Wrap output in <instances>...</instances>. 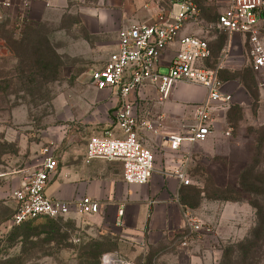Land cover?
<instances>
[{"label": "rangeland", "instance_id": "1", "mask_svg": "<svg viewBox=\"0 0 264 264\" xmlns=\"http://www.w3.org/2000/svg\"><path fill=\"white\" fill-rule=\"evenodd\" d=\"M227 1H201L205 22L215 20ZM97 2L45 0L32 19L6 18L0 25V262L100 264L103 254L113 253L135 264H188L185 256L190 253L202 264H221L223 252L233 246L227 264H264V232L260 240L252 242L245 258L236 247L251 238L256 226V208L250 203L261 209L264 218V197L245 194L239 196L240 202H228L224 197L217 199L215 191L238 187L240 173L251 165L256 173L264 172V134L260 130L264 126L256 124L258 88L245 44L238 53L236 78L250 94L251 106H218L223 120L220 134H211L192 146L184 168L189 193L204 190L206 194L201 193L196 205L185 210L179 232L161 246L130 253L115 234L90 227L86 216L79 214L75 220L57 221L63 235L58 243H42L40 236L30 238L23 248L20 238H9L17 227L10 222L15 209L12 194L37 169L44 149L54 150L59 166L68 157H80L90 136L102 128L88 124L92 116L100 119L98 107L107 101L100 98L89 77L113 51L107 46L109 37L89 33L93 24L88 9ZM209 36L212 56L200 66L204 69H212L224 59L227 35L211 32ZM112 112H108V129L114 126ZM42 222L39 219L35 224ZM192 225L200 228L194 230Z\"/></svg>", "mask_w": 264, "mask_h": 264}, {"label": "crops", "instance_id": "2", "mask_svg": "<svg viewBox=\"0 0 264 264\" xmlns=\"http://www.w3.org/2000/svg\"><path fill=\"white\" fill-rule=\"evenodd\" d=\"M25 2L28 3V9ZM45 4V0H14L7 21L24 17L30 20L36 9L38 7L41 9ZM228 4L229 1L226 2V8ZM176 12L175 0H98L94 7L88 9V18L93 24L89 27V33L98 37H109L111 41L107 46L114 52L117 49L120 30L140 24H164L169 22ZM217 32L219 31L212 33ZM210 33L200 31L194 25H187L181 34H198L207 41L211 49ZM226 35L223 52H227V56L219 60L214 68H220L219 78L223 83V91L231 95L230 105L250 107L252 98L236 78L240 70L237 63L238 53L241 52L243 44L247 45L248 49L249 45L243 35ZM262 39L264 42V34ZM100 45L104 46V43ZM178 49L179 45L175 42L162 53L159 65V71H163L161 73L168 70L169 63ZM255 85L257 86L256 78ZM99 92L100 98L107 101L98 107L100 119L92 116L94 118L88 122L91 126H102L96 134L111 127L108 112L113 110L111 113L113 118L118 106V99L115 96L108 91ZM204 98L205 90L199 85L189 83L174 85L165 101L159 99L152 87H144L139 92L131 94L134 115L152 127V131L140 132L143 146L154 155V171L146 184H125L122 166L118 162L93 160L85 163L83 150L80 157H68L63 164L57 166L46 188V195L66 202H76L84 197L96 201L99 204V211L93 215H85L89 226L112 232L122 246L129 247L130 253L134 249L136 253L141 254L144 249L163 245L184 226V212L189 207L184 205L181 198L188 185H182L175 172L182 165L185 168V162L190 158L193 149V145L184 143L179 151H171L166 137L170 134H180L188 125L193 124L194 107ZM256 103L258 105L256 124L264 126L263 89L258 88ZM212 116L215 125L211 137H216L221 132L222 113L216 107ZM185 177L188 179L186 171ZM78 215L79 213L72 210L67 218L75 220ZM187 254L185 258L188 264H202L200 260L199 263L196 261L195 256Z\"/></svg>", "mask_w": 264, "mask_h": 264}, {"label": "built area", "instance_id": "3", "mask_svg": "<svg viewBox=\"0 0 264 264\" xmlns=\"http://www.w3.org/2000/svg\"><path fill=\"white\" fill-rule=\"evenodd\" d=\"M201 1L175 0L177 12L169 22L133 25L118 32L116 51L108 56L99 69L93 70L89 77L97 91H108L118 99L114 129L90 136L84 149L85 163L93 160L120 163L122 178L127 185H143L150 180L154 171V155L143 146L140 132L152 131V127L134 115V105L130 100L131 94L144 87L154 88L161 101L168 99L177 83L199 85L205 90L204 100L194 107L193 124L188 125L180 134L166 137L171 151H179L184 143H202L213 133L215 121L212 113L218 106L229 105L231 95L223 91L219 67H200L211 57V49L198 34H181L187 25H194L203 32L219 31L245 36L249 45L251 71L258 88L264 90V0H229L227 8L216 16L214 22L208 23L203 17ZM13 2L0 0V25L8 17ZM24 4L28 7L27 2ZM175 42L179 49L171 59L168 70L161 73V55ZM226 56L227 52H224L223 58ZM57 166L54 150L45 148L37 169L12 194L15 203L10 221L12 226L39 219H65L72 210L82 215H93L99 211V204L88 197L66 202L46 195V188ZM175 175L182 185H189L183 165ZM191 227L194 230L200 228L198 225ZM100 264L135 263L116 254L106 253L102 255Z\"/></svg>", "mask_w": 264, "mask_h": 264}, {"label": "trees", "instance_id": "4", "mask_svg": "<svg viewBox=\"0 0 264 264\" xmlns=\"http://www.w3.org/2000/svg\"><path fill=\"white\" fill-rule=\"evenodd\" d=\"M201 5V4H200ZM203 10V7L201 5ZM210 21V22H214ZM38 64H41L38 61ZM37 65V64H36ZM260 130L264 134V127H261ZM194 189H192L193 191ZM216 193L218 194L217 199L223 198V200L228 202H240L242 199H239V196L245 194H256L262 195L264 197V172L256 173L254 171V166L251 165L244 169L238 178V187H227L224 189H215ZM189 187L186 189V192L182 195L181 201L184 203L186 207L191 208L192 206L196 205L194 201L197 202V199H200V194H206L204 190L197 191L196 194L190 195ZM236 196V197H234ZM194 204H193V203ZM251 206L256 208V216L257 222L256 226L252 231L251 238L246 240L245 242H239L236 247L242 252L243 258H245L250 248L253 246L252 242L255 240H260L262 233L264 232V218L261 216V209L255 207L253 204L250 203ZM14 213V212H13ZM58 220L62 219H44V222L35 224V221L26 222L24 227H14L12 231L9 233V238L12 240L16 238H20V243L23 248L29 241L30 238H36L42 236V239H39L42 243H58L62 240V233L61 229L58 224ZM23 225V224H22ZM65 235V234H64ZM233 253V246L228 247L223 252V261L221 264H227L230 260V256ZM14 261L13 259H8V261L0 262V264L9 263L12 264Z\"/></svg>", "mask_w": 264, "mask_h": 264}]
</instances>
